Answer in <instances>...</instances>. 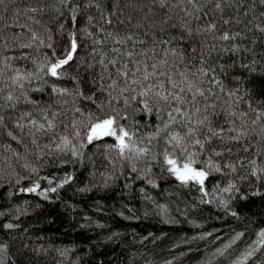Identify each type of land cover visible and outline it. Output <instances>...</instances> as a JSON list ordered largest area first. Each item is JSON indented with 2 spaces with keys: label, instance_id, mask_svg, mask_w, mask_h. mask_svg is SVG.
<instances>
[{
  "label": "trees",
  "instance_id": "16d2710c",
  "mask_svg": "<svg viewBox=\"0 0 264 264\" xmlns=\"http://www.w3.org/2000/svg\"><path fill=\"white\" fill-rule=\"evenodd\" d=\"M219 2L220 9L215 7L217 0H71L67 6L62 0H0V115L5 118L0 125V245H7L0 251V259L5 264H233L251 248L257 251L246 264H264V247L258 243V233L264 230V174L257 180L250 163L256 160L264 167V135L260 133L264 116L252 124L257 111L264 109V32L256 28L257 24L264 27V0ZM73 5L78 6L75 21L70 11ZM30 7H42L43 11H27ZM209 23L216 24L215 31L204 30ZM73 32L77 53L70 66H65L63 78L39 72L38 65L53 55L52 49L63 58ZM224 32L241 35L224 41L220 39ZM129 35L132 40L126 39ZM117 39L126 42L116 43ZM138 39L145 43L134 44ZM161 39L170 43L161 45ZM21 44L31 47L22 48ZM233 44L240 45L238 51L232 50ZM153 47L154 54L149 51L147 57L142 55ZM114 48L119 52H113ZM169 48H175L178 55L169 52L165 57L164 51ZM129 51L134 57H128ZM102 57L105 64L117 59L116 67L127 63L129 70H134L133 60H146L151 65L167 59L178 72L190 77L195 73L203 88L212 87L215 96L206 93L207 101L198 98L202 113L205 103L215 108L207 112L211 123L200 126V138L211 135V141L205 143L197 159L198 166L204 167L211 156L220 171L210 172L205 191L194 182L182 184L161 171L165 167L162 153L169 147L163 134L149 145L158 159L152 161L150 154L147 160L137 162L140 170L150 163L148 177L158 187L138 178L128 160H121L115 148L106 147L115 143L114 138L87 143V113L103 115L96 108L99 103L105 104V111H127L128 118L122 123L135 130L137 138H143L146 144L148 134L159 123L155 115L148 117L131 106L125 109L122 101H113L109 107L101 87L107 88L111 82L109 73L117 78L116 68L108 64L105 71L99 63ZM201 67L215 70L224 92L209 84L211 72L209 77L200 75ZM14 69L22 74L39 72V76L31 77V82H24V89H20L14 83ZM53 85L68 92L53 93ZM38 88L42 91L35 90ZM235 89L240 90L239 102L227 95ZM78 90L84 95H78ZM9 92L20 98L14 108L6 100ZM24 93L36 103L26 101ZM93 93L95 103L86 99ZM247 101H251V107ZM233 111L235 116L231 115ZM241 113L247 115L242 117ZM22 115L23 131L15 126ZM45 118L53 126L41 130L38 125L45 123ZM29 119H35L37 126L28 124ZM233 127L243 128L247 137L230 139L237 135L229 131ZM209 128L219 134L212 135ZM8 131L16 139L8 136ZM61 137L75 144L82 156L72 155L71 144L65 151L58 150L55 145L61 143ZM215 152L221 155L215 156ZM227 163L234 164L236 170L226 167ZM31 167L38 173L31 172ZM66 173L73 179L57 192H50L49 199L40 195V190L19 191L36 180L41 189L48 187V181L41 177L52 178L55 186ZM229 184L236 185L240 193L225 192ZM85 185L91 191H78ZM241 193L247 199H241ZM225 200L228 209L223 207ZM231 211L238 216H232ZM9 223L15 227H4ZM240 232L243 235L236 238ZM227 245L230 247L224 256H218L216 250Z\"/></svg>",
  "mask_w": 264,
  "mask_h": 264
},
{
  "label": "snow or ice",
  "instance_id": "6c2138e0",
  "mask_svg": "<svg viewBox=\"0 0 264 264\" xmlns=\"http://www.w3.org/2000/svg\"><path fill=\"white\" fill-rule=\"evenodd\" d=\"M71 0H62V3L67 6ZM77 5H73L70 9L72 14V20L75 21L77 17L76 8ZM99 7V5H97ZM217 9L221 8V4L219 0L215 5ZM27 11L36 13L38 11H43L42 7H30ZM29 19H32L29 17ZM91 19V18H89ZM39 21H37L38 23ZM108 23H111V20H108ZM227 23V21H225ZM62 27V26H61ZM256 28L264 32V27H261L259 24L256 25ZM216 24L209 23L204 30L212 32L215 31ZM163 30V29H162ZM88 35H92V33H87ZM239 32H234L229 35L228 32H224L220 39L224 41H228L230 39L235 40L236 37L240 36ZM37 37L35 33H33V39L35 40ZM70 46L66 49L62 55L63 58L56 56L55 49H52V45L48 44L47 47L52 49L53 55L51 57L46 56L45 62L38 65L39 72L44 73L45 76H50L52 78L61 79L67 72V68L65 66H70V62L74 60V57L77 53V40L75 32L70 34ZM50 39V37H49ZM127 40H132V36L129 35ZM102 41H94V43ZM126 40L117 39L116 43H125ZM41 43L43 41L41 40ZM135 43H145L143 40H136ZM161 45H168L170 43L169 40L161 39L159 42ZM20 47L26 48L31 47L30 44H21ZM240 45L233 44L232 50L238 51ZM113 52H119V49L114 48ZM151 51L153 54L155 53V47L152 49H146L142 55L147 57L148 52ZM195 51V49L193 50ZM169 52L172 53L173 56L178 55V52L175 48H169L164 51V56L167 57ZM129 58L134 57V52L129 51L127 53ZM5 62H7V57L4 58ZM99 63L103 66L104 70H108V64H111L116 68V77L112 78L111 73H109L110 83L107 85V88L101 87V90L106 92L108 96L107 104L111 107L113 101L116 103L123 102L124 108L127 109L129 106L133 107L136 111L143 112L146 116L151 117L155 115L159 121L155 125L154 131L148 134L146 144L143 138H137V132L135 130H130L124 126L122 121L127 120L128 113L127 111H120L117 109H112L111 111H105V104L99 103L96 104V108L99 112L103 113V115H97L93 112L87 113L88 123L86 125L85 130V140L87 143H92L94 141L102 140L104 138H114L115 143L112 145H107L106 147L115 148L119 154L121 160H128L129 166L133 172H138V178L146 179L149 184H152L154 187H158L153 179L148 177V173L151 172L150 163L145 164V167L140 170L138 169V161L147 160L149 155L151 154L152 161H156L158 156L156 153L152 152L151 147L149 146L154 139H159L163 134L165 144L169 147H166L162 153L163 163L165 165L161 171H167L169 174L174 176L178 181L182 184L195 183L200 186L201 191H205L204 185L205 181L209 177L211 171H220L219 163H213L211 156L208 157L206 161V166L201 167L198 166L200 163L197 159V156L204 149L205 143L211 141V135H204V138L201 139V127L206 124H210L209 115L207 114L209 108H215L214 104L203 105V113L202 109L199 106L198 98H203L205 101L208 100V95L206 93L211 94L213 96L216 95L213 92L212 87L207 89L203 88L195 78V73L190 77L188 73L184 71H177L175 65L169 66L167 59H161L159 63L153 62L151 65L147 63L146 60H133L134 70L128 69V64L123 63L121 67H116L118 64V60L113 58L108 61V64H105L103 57L99 61ZM255 61H253V64ZM10 67V65H7ZM91 67V65H89ZM151 69V71L149 70ZM15 78L14 83L18 84L20 89H24V82H31V77L39 76V72L32 73L28 72L26 74H22L19 70L14 69ZM201 76L209 77V72H211V76L209 77V84L215 85L219 87L221 92L225 91V87L223 82L217 78L215 75L214 69L205 70L201 67L199 70ZM75 79V78H73ZM101 80H103V76H101ZM47 83V81H45ZM79 81H77V84ZM37 91H42V89H35ZM239 89L230 90L227 92L229 97H236L235 102H239L242 97L239 95ZM53 93L65 94L68 92L67 89L57 88L55 85L52 87ZM115 93V95H113ZM78 95L83 96V91L78 90ZM248 93L245 92V95ZM95 93L91 96L86 97V99H93ZM25 100L31 103H36L35 101H30L27 93H24ZM19 97H13L12 93L9 92L6 100L11 102V106L14 108L16 103L19 101ZM67 101H65L66 103ZM248 106L251 107V101H247ZM164 106H167L166 108ZM76 112H81V109L76 108ZM164 112V116H161V112ZM24 115H29L26 113ZM24 115H22L18 120L15 121V126L23 131L25 125L21 123L24 119ZM231 115L235 116L236 112L233 111ZM242 117L246 116L247 113H241ZM264 116V109H260L257 111L256 119L252 121L253 125H256L258 121H260L261 117ZM166 117V119H165ZM195 117V119H193ZM4 116L0 115V125L4 124ZM243 122V121H242ZM37 121L35 119H29L28 124L32 126H37ZM135 123H139L136 121ZM230 123L235 124V121H230ZM52 127V121L47 120L45 118V123H40L38 125L39 129H44L45 126ZM177 125L182 126L185 130L181 132L176 127ZM254 130V129H253ZM224 130L221 128L219 132H223ZM229 131L237 132V135L230 137L232 140H239L242 137H247L248 132L243 128L237 130L235 127L229 129ZM209 132L212 135H218L219 133L212 132L211 128H209ZM260 133L264 135V124L260 126ZM8 136L16 139L11 131H8ZM34 136V133H30ZM79 136V132L76 133ZM33 144H36V140L33 138ZM71 144V141L66 137H61V143L56 144L55 147L60 151H65L68 146ZM85 145L81 142L80 147L83 148ZM10 147L9 145L5 146ZM45 147H48L45 145ZM193 148H197L198 151H193ZM247 147H245V151H247ZM231 151V149H228ZM259 152V149H257ZM71 153L75 157H81L82 154L79 153L75 144H71ZM17 157H19V153H14ZM43 155V153H41ZM215 156H220V152H215ZM61 163H67V161H61ZM252 165V175L256 176L257 180L261 179V174H264V167L258 166L256 160L250 161ZM25 168H28L29 165L25 164ZM226 167L235 171V165L232 163H227ZM31 172L38 173V169L36 167H31ZM40 179L48 181V187L41 189V184L39 180L33 181L28 187H21L19 189L20 192L33 193L40 190L39 194L42 195L45 199H49V193H55L58 189L63 188L66 184H68L72 179L73 175L71 173H66L62 178L56 182L55 186H52L53 179L50 177H41ZM21 181L18 179L16 181L19 184ZM107 183V182H106ZM143 190V189H142ZM80 192H88L91 191V188L88 185L78 189ZM225 192H235L240 193V189L234 185L229 184L227 188L224 189ZM205 194H207L205 192ZM258 194V192H254L253 195ZM232 198H235L234 196ZM241 199H247V196L244 194H240ZM211 203V201H208ZM223 207L225 209L229 208L228 201H222ZM163 208L164 206H159ZM232 216H238V213L235 211H231ZM4 227L12 229L15 227L13 224L9 223L4 225ZM243 233H236V238L242 236ZM259 240L258 243L264 247V230H261L258 233ZM227 247L218 248L216 250V254L220 257H223ZM7 249V245H0V251H4ZM256 248H251L249 251L245 252L244 255L235 260L233 264H246L250 257H253L256 253ZM63 254V253H62ZM0 264H5V262L0 259Z\"/></svg>",
  "mask_w": 264,
  "mask_h": 264
}]
</instances>
